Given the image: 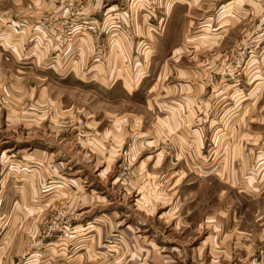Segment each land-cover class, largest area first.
I'll return each instance as SVG.
<instances>
[{"label":"rangeland","instance_id":"1","mask_svg":"<svg viewBox=\"0 0 264 264\" xmlns=\"http://www.w3.org/2000/svg\"><path fill=\"white\" fill-rule=\"evenodd\" d=\"M0 264H264V0H0Z\"/></svg>","mask_w":264,"mask_h":264}]
</instances>
